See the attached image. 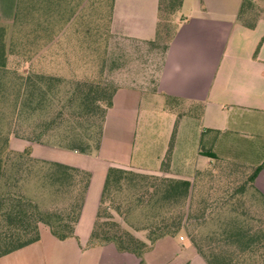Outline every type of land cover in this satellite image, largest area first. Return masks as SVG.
<instances>
[{"label": "crops", "instance_id": "crops-1", "mask_svg": "<svg viewBox=\"0 0 264 264\" xmlns=\"http://www.w3.org/2000/svg\"><path fill=\"white\" fill-rule=\"evenodd\" d=\"M243 1L191 0L188 4V0H184L181 14L183 19L178 33L171 44L163 50L156 73L147 84L146 91L166 98L173 104L203 105L202 115L196 120L201 127L193 134V143L188 139L192 130H187L183 134L182 126L185 120L189 123L195 121L194 117L184 113L186 115L179 119L168 172H162L161 166L169 150L172 136L168 147L166 144L163 151L157 155L154 164L134 165L120 157L102 158L104 131L101 147L96 155L33 144V155L36 158L66 164L92 174L76 228L78 239L60 240L62 244L57 243L70 246L77 260L86 257L84 264H103L107 253L116 251L114 245L87 247L99 211L107 172L113 166L143 174L163 175L171 179L189 181L193 189L185 199V207L204 217L198 227L199 245L195 244L184 230L187 245L176 247L168 240L174 237L163 238L144 254L146 264H209L208 251L218 247L234 250L239 245L238 237L225 244L222 243L223 237L216 242L223 232L221 231L223 225L218 228V217L236 213L238 217L241 215L234 210L232 204L219 203L222 198L217 193L206 191L207 182L204 177H198V174L212 166L214 161L203 152L230 160L238 159L223 152L225 148L230 150L234 147L236 137L254 135L264 140V17L254 28L239 22ZM27 2L28 0L24 2L25 8ZM50 4L54 5L48 7L50 11L68 9L61 18H57L60 19L57 21L59 23L107 25L109 48L113 33L122 41L147 43L152 48L160 49V46L153 43L157 33L159 0H52ZM20 7L21 0H0V25L11 26L17 22ZM48 14L50 18L56 17L52 12ZM63 17H69L70 20L65 22ZM47 23L53 24L52 21ZM111 73L112 76H109ZM105 75L118 90L114 96L113 106L107 112L104 129L107 128L116 107L124 114L129 113L132 116L135 114L134 93L138 81L136 78L130 80L128 76L118 75L112 71L109 73L105 71ZM173 113L176 117L179 115L177 111ZM174 125L173 132L177 124ZM19 146L21 147L18 150L23 151L28 144L24 142ZM263 163L264 161H261L259 165ZM254 185L264 196V169L256 177ZM249 196V193L246 194L247 201ZM210 224L213 228L207 230ZM190 227L192 228V225ZM230 229H233V224ZM49 237V241L54 243ZM96 253H99L97 262ZM121 256L124 264H132L130 256L123 254ZM1 259H7L11 264L20 261L24 264H48L44 241L41 239ZM257 261L261 263L260 259Z\"/></svg>", "mask_w": 264, "mask_h": 264}, {"label": "trees", "instance_id": "trees-1", "mask_svg": "<svg viewBox=\"0 0 264 264\" xmlns=\"http://www.w3.org/2000/svg\"><path fill=\"white\" fill-rule=\"evenodd\" d=\"M183 3L184 0H159L154 44L164 46V49L171 44L183 19ZM250 13L255 14L254 2L244 0L239 22L254 28L260 19L255 22L247 21L250 20ZM14 24L0 25V71H9L12 65L16 67L12 70L20 81L18 103L22 114L26 111L44 112L55 104L50 98L58 88L59 78L37 72L35 58L28 52L15 50L9 38L10 27H14ZM75 86L77 90L73 92L69 104H64L62 110L54 114L52 119L39 121L36 126H26L24 120L27 119L21 115L15 119V129L10 135L26 137V140L32 143L43 144V138L67 120L86 123L96 138L94 144L90 140H82L80 135L67 139L70 142L68 146L58 148L85 155L98 154L107 112L113 106L118 87L109 84L103 75L97 78H82L75 81ZM77 97L80 99L79 111L64 112L63 109L74 106ZM198 107L203 110L202 104ZM178 117L179 122L182 114ZM177 125L162 162L161 171L165 173L170 170ZM10 135L0 145V182L5 180L6 189L0 192V259L38 242L41 239L42 225L48 226L59 240L78 239L76 228L92 178L91 172L87 170L34 157L32 146L26 147L22 152L9 150L7 146ZM203 153L214 161L213 165L201 171L198 177H204L207 182L206 191L221 196L222 201H218L219 203H230L238 212L246 207L247 203L248 207L253 208L251 201L246 199V194L249 193L257 202L262 203L261 207L264 209V196L254 185L256 177L264 169V163L253 166L234 159L221 158L210 152ZM134 178L146 182L144 184L147 192L138 196V202L153 205L155 210L158 208L159 211L156 210L154 215L146 217V223L141 227L131 226V230L115 222H101L103 212L106 211L105 206L113 200V190L121 191L122 182ZM28 184L34 185L37 197L42 200L54 194L57 205L49 210L43 209L41 202L44 201L39 202L29 197V190H22V187L27 188ZM192 189L193 185L189 181L110 167L87 247L114 245L118 253L132 258V264H146L143 256L155 243L166 237H175L184 230L192 241L199 245L198 227L204 217L185 207V199L189 197ZM59 204L63 207L58 208ZM249 212L250 214H241L250 220L248 228L235 226L221 234L225 236V242L238 237L239 245L234 250H221L218 247L208 251L209 264H247V260L252 261L250 264H264V210L258 209L254 215ZM259 259L261 263L257 261Z\"/></svg>", "mask_w": 264, "mask_h": 264}, {"label": "rangeland", "instance_id": "rangeland-1", "mask_svg": "<svg viewBox=\"0 0 264 264\" xmlns=\"http://www.w3.org/2000/svg\"><path fill=\"white\" fill-rule=\"evenodd\" d=\"M26 1L21 0L19 18L14 27H10V41L16 48L15 50L28 52L35 58L37 72L59 78V85L50 98L55 102L51 109L44 112L26 111L22 114L19 111L20 105L18 103V84L20 81L12 70L16 67L11 64L12 67L9 71H0V145L14 131L15 119L21 115L27 119L26 121L23 119L26 126H36L40 123L39 121L52 119L54 114L62 110L64 104H69L73 92L77 90L75 81L82 78H97L103 75V78L112 84L106 77L105 71L128 76L130 80L136 78L138 81L134 93L136 112L132 116L129 113L124 114L119 107L114 109L107 128L104 129L102 158L119 159L120 157L129 160L134 165L156 163L157 155L163 151L166 144L168 147L174 124L178 123L179 115L176 117L174 111L182 114V116L186 115L184 113H188L187 115L191 114L194 117L195 121L189 123L185 120L182 126L183 134L187 130H192L188 139L193 143V134L197 133L201 127L199 121H196L202 115V110L198 105L173 104L166 98L146 91L147 84L158 68L164 46L160 45V49H155L147 43L122 41L112 33L109 48L107 25L62 24L57 22L60 20L57 18H61L65 12H68V9L59 8L55 12L48 10V7L54 6L50 4L52 0H28L27 8H25L24 2L26 3ZM190 2L191 0H188V4ZM253 2L255 14L250 13V20H247L251 22L264 17V0H253ZM48 12L54 13L56 17H48ZM67 15L69 16V14ZM62 19L65 22L70 20L69 17ZM47 21H52L53 24L47 23ZM109 76H112V73ZM115 77L116 75L114 80ZM79 101L80 99L77 97L74 100V106L65 108L63 111H79ZM80 135L82 140H90L92 144L96 141L93 132L86 123L67 120L63 122L61 127L59 126L54 131L49 132L43 138V144L40 145L64 147L70 143L67 139ZM26 139V137H15L11 134L7 147L13 152H22L18 150L21 147L19 144L23 145L24 142L28 146L35 144ZM263 143L264 140H260L254 135L240 136L235 138V145L232 149L225 148L223 152H226L229 157L238 158L234 159L238 162L247 163L244 161H249V164L256 166L259 165V162L264 161ZM144 183L146 182H140L135 178L129 181L124 180L121 191L113 190V200L105 206L106 211L103 212L101 222H115L129 230H131V226L138 228L144 225L146 217L154 215L156 210L159 211L158 208L155 210L153 205L138 202V196L147 192ZM4 186L5 180L0 182V192L6 190ZM33 186V184H28L27 188L23 186L22 190H29L27 191L29 197H33L37 201H44L45 203L41 202L43 209L49 210L57 205L54 194H50L42 200L37 197ZM141 186L145 187L141 188ZM249 200L253 204V208L248 207L247 203V206L239 212L240 215L247 212L250 214L249 211L254 215L256 210H264L261 207L262 203L257 202L252 196H249ZM59 205L58 208L63 207L61 204ZM237 214H225L218 217L217 225L218 228L223 225L222 233L228 232L232 224L233 227L242 226L245 228L251 224L249 219L242 216L238 217ZM246 222L248 223L246 224ZM212 228L213 225L210 224L207 230H212ZM48 236L54 240V243L49 241ZM221 236L224 235H220L216 242L222 239ZM184 238L185 234L181 232L168 240L176 247H182L188 244V240ZM223 238L222 243L225 244V236ZM41 240L44 241L48 264H84L86 257L77 260L72 253V248L68 245H59L62 244L61 241L53 235L46 225L41 226ZM221 250L226 249L221 248ZM97 254L99 255V253H96V262ZM121 255L117 253V250L115 252L110 251L105 256L103 264H124ZM251 262L247 260L246 263L250 264ZM0 264L11 263L7 259H0ZM14 264H24V262H14Z\"/></svg>", "mask_w": 264, "mask_h": 264}]
</instances>
